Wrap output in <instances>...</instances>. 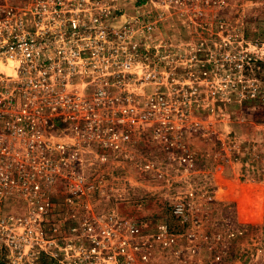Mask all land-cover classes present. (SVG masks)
Listing matches in <instances>:
<instances>
[{
  "label": "built area",
  "instance_id": "2783aa9c",
  "mask_svg": "<svg viewBox=\"0 0 264 264\" xmlns=\"http://www.w3.org/2000/svg\"><path fill=\"white\" fill-rule=\"evenodd\" d=\"M246 7L0 0V263L228 264L223 248L255 223L213 208L193 140L222 142L226 109L264 95ZM144 139L163 157L112 176ZM132 181L167 188L174 228L119 212L115 185Z\"/></svg>",
  "mask_w": 264,
  "mask_h": 264
},
{
  "label": "rangeland",
  "instance_id": "374dc122",
  "mask_svg": "<svg viewBox=\"0 0 264 264\" xmlns=\"http://www.w3.org/2000/svg\"><path fill=\"white\" fill-rule=\"evenodd\" d=\"M230 1L247 4L245 24L264 32V0ZM255 77L259 83H264V65ZM259 99L262 100L246 101L226 109L223 119L226 126L218 123L219 127L227 128L222 142L214 136L193 140L199 161L213 164L210 170L217 178L219 199L213 208L225 209L226 212L228 209L238 210L242 214V218L239 214L240 219L255 223L243 236L230 241L223 248L220 254L228 264L232 261L239 264H264V95ZM232 140L238 144L237 149L231 147ZM150 145L152 143L144 139L137 144V149L126 157H120L111 166L112 176L121 177L124 170L128 176H137L142 170L136 163H144L153 154L158 158L163 157L162 153L151 151ZM115 186L123 194L121 198L112 199V202L122 215L149 222L164 219L174 228L175 220L169 212L167 188L162 183L132 181Z\"/></svg>",
  "mask_w": 264,
  "mask_h": 264
},
{
  "label": "trees",
  "instance_id": "16d2710c",
  "mask_svg": "<svg viewBox=\"0 0 264 264\" xmlns=\"http://www.w3.org/2000/svg\"><path fill=\"white\" fill-rule=\"evenodd\" d=\"M0 264H2V263H0Z\"/></svg>",
  "mask_w": 264,
  "mask_h": 264
}]
</instances>
